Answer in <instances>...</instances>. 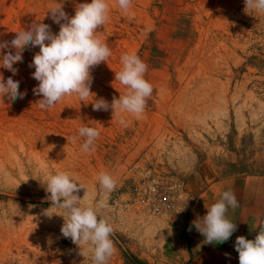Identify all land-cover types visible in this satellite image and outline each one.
Masks as SVG:
<instances>
[{
	"label": "rangeland",
	"instance_id": "1",
	"mask_svg": "<svg viewBox=\"0 0 264 264\" xmlns=\"http://www.w3.org/2000/svg\"><path fill=\"white\" fill-rule=\"evenodd\" d=\"M84 2L91 0H0V41H11L35 21L57 33L49 9L62 4L72 16ZM107 2L109 18L97 35L111 55L91 72L95 97L81 102L66 95L50 109L39 108L42 97L33 94L38 81L29 67L38 47L25 49L14 65L12 78L24 98L0 97V264H92L90 253L79 255L62 236V217L42 215L50 207L40 182L48 172L73 174L85 188L78 193L83 198L86 192L85 205L103 201L98 215L114 230L107 264H128L134 253L158 264L157 255L171 251L172 221L185 220L188 209L152 215L136 202L153 178L187 181L207 161L230 172L264 173L258 96L264 12L246 13L244 0H132L128 13L116 0ZM133 52L148 66L145 79L153 86L144 113L94 111V98L111 103L125 94L115 73L122 55ZM0 74L12 76L2 68ZM83 126L100 133L87 153L78 134ZM101 172L115 180L114 191L101 189Z\"/></svg>",
	"mask_w": 264,
	"mask_h": 264
},
{
	"label": "clouds",
	"instance_id": "2",
	"mask_svg": "<svg viewBox=\"0 0 264 264\" xmlns=\"http://www.w3.org/2000/svg\"><path fill=\"white\" fill-rule=\"evenodd\" d=\"M116 2L124 13L132 7V0ZM244 4L246 13L264 12V0H244ZM108 12L107 0L79 3L72 16L63 10L61 4L50 8L47 13L59 25L57 33L52 32L50 25L35 21L15 32L11 41H0V68L12 73L6 80L0 74V97L9 101L24 98L26 92L19 91L20 81L12 78L18 72L14 65L23 61L25 49L36 47L39 51L33 55L29 67L34 68L31 75L38 81L33 94L42 97L36 102L39 108L50 109L66 95L76 94L81 102L93 96L91 72L111 55L108 44L97 35L109 18ZM121 62L122 68L115 73V80L125 86V94L118 98L114 96L111 103L103 98H94L90 103L94 111L111 109L113 115L116 112L129 113L139 118L153 93L152 84L145 79L148 66L135 52L122 55ZM120 123L125 124V120L121 118ZM78 134L85 138L82 151L94 150L99 131L83 126ZM97 179L101 189L109 193L115 190L116 182L108 173L101 172ZM40 182L46 192L45 199L50 202V207L44 209L42 215L49 219L62 217L60 232L77 246L79 255L85 258L90 253L92 264H107L115 251L110 238L114 230L98 215V210L104 207L103 201L95 206L85 205L86 192L83 198L78 195L84 186L73 174L65 171L48 172ZM237 207L236 194L231 190L222 191L216 202L205 205L206 214L194 221V227L205 237L206 243H223L231 238L237 231V224L228 217V212ZM253 229L257 230L254 239L236 237L234 247L239 264H264V220L258 221Z\"/></svg>",
	"mask_w": 264,
	"mask_h": 264
},
{
	"label": "crops",
	"instance_id": "3",
	"mask_svg": "<svg viewBox=\"0 0 264 264\" xmlns=\"http://www.w3.org/2000/svg\"><path fill=\"white\" fill-rule=\"evenodd\" d=\"M242 137L241 134H238ZM197 174V175H196ZM186 186L185 220L177 217L171 225L172 249L161 253L158 264H187L191 258L211 247L235 250L237 236L254 239L258 221L264 220V173L230 172L210 161L204 162L192 178L184 180ZM231 190L236 194L238 207L229 210L228 217L237 224V231L223 243H206L205 237L194 227V221L206 214L205 205L216 202L222 191ZM135 256L142 258L137 253ZM149 264H151L149 262Z\"/></svg>",
	"mask_w": 264,
	"mask_h": 264
},
{
	"label": "built area",
	"instance_id": "4",
	"mask_svg": "<svg viewBox=\"0 0 264 264\" xmlns=\"http://www.w3.org/2000/svg\"><path fill=\"white\" fill-rule=\"evenodd\" d=\"M258 96L263 102L261 111L262 126H264V76L258 83ZM185 182L170 175H159L148 182L145 188L136 193V202L144 205L152 215L180 212L186 205Z\"/></svg>",
	"mask_w": 264,
	"mask_h": 264
},
{
	"label": "water",
	"instance_id": "5",
	"mask_svg": "<svg viewBox=\"0 0 264 264\" xmlns=\"http://www.w3.org/2000/svg\"><path fill=\"white\" fill-rule=\"evenodd\" d=\"M189 264H239L238 253L231 248L211 247L193 257Z\"/></svg>",
	"mask_w": 264,
	"mask_h": 264
},
{
	"label": "trees",
	"instance_id": "6",
	"mask_svg": "<svg viewBox=\"0 0 264 264\" xmlns=\"http://www.w3.org/2000/svg\"><path fill=\"white\" fill-rule=\"evenodd\" d=\"M128 264H146V262L142 261L141 259H138L137 257L132 256L128 258Z\"/></svg>",
	"mask_w": 264,
	"mask_h": 264
}]
</instances>
